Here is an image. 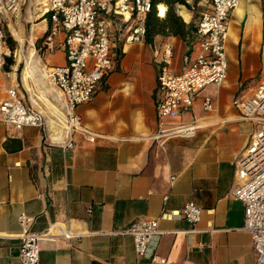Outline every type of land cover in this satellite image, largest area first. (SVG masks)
<instances>
[{"label":"crops","instance_id":"crops-1","mask_svg":"<svg viewBox=\"0 0 264 264\" xmlns=\"http://www.w3.org/2000/svg\"><path fill=\"white\" fill-rule=\"evenodd\" d=\"M23 8L28 31L18 20ZM176 8L186 24L196 25L202 13L195 21L194 6ZM44 9L38 0H20L17 12L2 16L18 46L28 43L25 67L32 60L40 68L34 56L40 57L48 31ZM192 37L191 47L172 36H157L152 44H117L121 59L91 99L76 109L83 125L96 135L94 142L79 134L68 136L57 114L64 112L61 94L42 77L41 68L31 76H24L25 67L19 72L13 55L8 70L0 71V102L8 88H16L26 106L43 114L49 135L0 122V264H22L15 238L22 213L32 219V232L59 222L74 235L42 242L39 264H158L138 257L126 233L140 217L158 220L162 234L155 255L166 264H255L252 237L243 230L244 205L232 191L233 163L254 129L253 123L240 119L237 102L264 78V0H240L231 14L227 41L235 48L230 57L235 78L228 80L227 72L218 94L207 87L189 111L173 120L201 119L209 125L191 138H157L154 92L160 51L164 43L173 45L172 68L180 73L182 56L197 50ZM62 38H55L54 53L60 51L62 63L45 61L53 54L44 57L45 65L65 64ZM179 46L183 52L178 59ZM223 87L228 91L221 95ZM207 97L213 99L211 111L203 108ZM69 138L73 147L62 149L59 145ZM231 144L235 149L227 153ZM191 201L203 210L198 224L190 225L183 217L161 219Z\"/></svg>","mask_w":264,"mask_h":264},{"label":"built area","instance_id":"built-area-1","mask_svg":"<svg viewBox=\"0 0 264 264\" xmlns=\"http://www.w3.org/2000/svg\"><path fill=\"white\" fill-rule=\"evenodd\" d=\"M38 1L43 4L49 23L40 57L53 55L57 50L55 38L63 36L61 43L65 49V64L45 65L42 69L44 78L63 98L65 107L61 125L69 137L79 134L88 142H94L96 135L83 125L76 109L91 99L114 70L120 56L117 44L144 41V20L151 10L152 0ZM239 3L240 0L210 1L209 8L200 14L196 24L194 40L197 50L191 53L192 49L182 56V72H174L173 45L164 43L159 54L154 92L159 126L157 138H191L196 134L197 121L176 123L173 120L189 111L196 97L207 87L212 86L215 93H219L227 77L225 44L231 14ZM19 6L20 0H0V71L7 64V59L13 57L5 39L2 16L17 12ZM113 19L120 20L125 27L128 23L134 25L116 33L111 27ZM237 104L240 119L253 123L254 129L233 163L236 185L232 197L244 205L243 230L252 237L255 264H264V78ZM203 108L211 111L213 99L205 98ZM0 122L16 128H38L47 138L49 135L43 114L26 106L16 88H8L6 98L0 102ZM59 146L62 149L72 148L73 141L69 138ZM202 212V208L191 201L181 211L163 213L161 219L183 217L190 225H196ZM31 221L25 213L18 217L21 232L15 238L20 241L22 264H39L42 242L74 237L67 225L59 222L51 223L41 233L32 232L29 228ZM126 233L132 237L138 257L151 263L166 264V259L155 255V244L162 234L157 219L140 217L129 225Z\"/></svg>","mask_w":264,"mask_h":264},{"label":"trees","instance_id":"trees-1","mask_svg":"<svg viewBox=\"0 0 264 264\" xmlns=\"http://www.w3.org/2000/svg\"><path fill=\"white\" fill-rule=\"evenodd\" d=\"M158 4H163L167 8L164 17H160L157 13ZM176 6H184L187 9H190L194 4H188L187 0H152L151 10L147 13L144 20V42L146 44H152L157 36L163 38L172 36L181 39L188 47H191L192 36L195 33L196 25L193 23L186 24L175 10ZM4 35L8 46L11 50L14 49L15 41L12 35L5 29ZM120 59L121 57L119 56L117 61ZM12 62V57L7 59L5 70H8V67Z\"/></svg>","mask_w":264,"mask_h":264},{"label":"rangeland","instance_id":"rangeland-1","mask_svg":"<svg viewBox=\"0 0 264 264\" xmlns=\"http://www.w3.org/2000/svg\"><path fill=\"white\" fill-rule=\"evenodd\" d=\"M209 1L210 0H192L191 1V5L194 4V8H195V10H194V13H195L194 20L195 21L198 19L200 12H203V11L207 10V6L209 4ZM176 9L177 8L175 7V10ZM166 10H167V8H166ZM109 19H112V18L110 17ZM18 20L22 23V25L24 27H26V30L28 31L29 24L26 22V20H27L26 8H23L21 10L20 17H18ZM13 21H15V17L13 18ZM120 23L121 22L118 19H113L112 20L111 27H112V30L114 32L116 31V33H117L118 31H123V30L126 31V29L129 26L134 25L133 23H128V25H126V27H125V26H122ZM4 29L7 30L11 34V32H10L11 28L7 27L5 25V22H4ZM12 37L14 39L13 35H12ZM163 39H165V38H163ZM162 41H164V40H162ZM142 42H144V41H142ZM176 48L178 49L176 54L178 55V59H179L182 56V52H183L182 51V47L179 46V47H176ZM234 50H235L234 46L232 44H230L229 41H227L226 44H225V53H226L228 62L230 61V57L233 54ZM11 51H12V53L14 55V57H13L14 63H16V62L18 63L19 72H20L25 67L26 60L28 59V51H29L28 50V43H25L24 46L21 48L15 42V48L12 49ZM35 57L38 60H40V68L44 69V66H45V63L43 61L44 57H38L37 53H35ZM62 60H63V58L61 57L60 51H58L56 54H54V57H52V58H47V57L45 58V61H47V62L49 61V62H53V63H62ZM227 72H228V77H229L228 80H233L235 78V75H236V66L233 63L231 64V61H230V66H229V69H228ZM48 88H50V87L48 86ZM226 91H228L227 88L223 87L221 89V93L220 94L224 95L226 93ZM194 114L195 115H199L201 113L199 111L194 110ZM203 134L207 135L208 133H203ZM233 149H235V145L231 144L226 151H227V153H230V152L233 151Z\"/></svg>","mask_w":264,"mask_h":264},{"label":"bare ground","instance_id":"bare-ground-1","mask_svg":"<svg viewBox=\"0 0 264 264\" xmlns=\"http://www.w3.org/2000/svg\"><path fill=\"white\" fill-rule=\"evenodd\" d=\"M39 2V1H38ZM165 6L162 4H159L158 6V11H159V16L160 17H164L165 15ZM158 13V12H157ZM35 57V56H34ZM40 70L39 66H38V62L35 61H30L26 64L25 70H24V76H31L32 74H34L35 72H38ZM42 77L44 78V73L43 70L40 71ZM45 79V78H44ZM52 110H54L53 108H51ZM59 118L61 119V114L57 113ZM231 120V119H230ZM209 124L201 119L197 120V129L200 130L203 127H207Z\"/></svg>","mask_w":264,"mask_h":264}]
</instances>
